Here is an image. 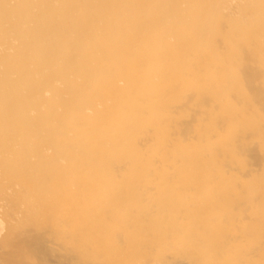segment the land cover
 <instances>
[{
    "label": "bare ground",
    "instance_id": "bare-ground-1",
    "mask_svg": "<svg viewBox=\"0 0 264 264\" xmlns=\"http://www.w3.org/2000/svg\"><path fill=\"white\" fill-rule=\"evenodd\" d=\"M264 264V0H0V264Z\"/></svg>",
    "mask_w": 264,
    "mask_h": 264
},
{
    "label": "rangeland",
    "instance_id": "rangeland-1",
    "mask_svg": "<svg viewBox=\"0 0 264 264\" xmlns=\"http://www.w3.org/2000/svg\"><path fill=\"white\" fill-rule=\"evenodd\" d=\"M35 263H37V264H41L40 259L37 260ZM15 264H26V261H25L23 258H21V259H19L18 261H15Z\"/></svg>",
    "mask_w": 264,
    "mask_h": 264
}]
</instances>
